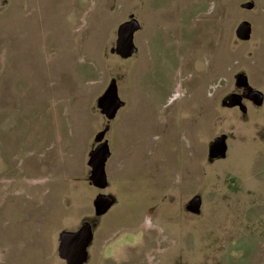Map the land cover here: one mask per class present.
I'll list each match as a JSON object with an SVG mask.
<instances>
[{
	"label": "rangeland",
	"instance_id": "rangeland-1",
	"mask_svg": "<svg viewBox=\"0 0 264 264\" xmlns=\"http://www.w3.org/2000/svg\"><path fill=\"white\" fill-rule=\"evenodd\" d=\"M234 2L0 0V264H65L59 237L83 223L84 264H264V108L220 105L235 69L264 58L234 44ZM130 15L138 51L121 59ZM112 79L123 105L108 120L97 100ZM103 141L100 190L87 163ZM99 194L113 199L101 216Z\"/></svg>",
	"mask_w": 264,
	"mask_h": 264
},
{
	"label": "water",
	"instance_id": "water-1",
	"mask_svg": "<svg viewBox=\"0 0 264 264\" xmlns=\"http://www.w3.org/2000/svg\"><path fill=\"white\" fill-rule=\"evenodd\" d=\"M139 29L138 22L131 18L118 26L116 41L111 52L121 59H127L136 53L133 43V34ZM123 103L118 97L116 81L112 79L105 92L97 100L100 113L108 120H112ZM225 137L216 138L209 145V158L224 157L226 153ZM109 157V149L106 141L100 142L89 154L88 166L90 167V184L97 189H105L107 186L105 163ZM113 204L110 196L99 194L93 201L95 214H105ZM192 212L198 211V201L192 200L189 204ZM92 239L91 226L83 223L74 232H63L59 237L58 255L65 264H84L87 259V248Z\"/></svg>",
	"mask_w": 264,
	"mask_h": 264
},
{
	"label": "flooded vegetation",
	"instance_id": "flooded-vegetation-1",
	"mask_svg": "<svg viewBox=\"0 0 264 264\" xmlns=\"http://www.w3.org/2000/svg\"><path fill=\"white\" fill-rule=\"evenodd\" d=\"M234 1L232 11H234L235 16L233 29L231 30L234 44H244L251 41L253 45L250 46L251 51L246 53V57L250 59L253 52L256 53L260 47L262 48L260 54L263 53L264 57V43L258 42V39H253L254 24L252 19L254 11L257 10L258 14L255 13L254 15L257 17V15L264 13V8L259 7L257 0ZM258 1L260 3L262 0ZM228 42L231 43V39ZM247 61L248 65L239 67L233 72L231 76L232 88L220 102L224 109L234 110L243 118H246L249 114L251 115L254 110L264 108V58L257 61ZM235 65H238V62ZM97 145L98 143L95 147ZM212 160H216V158ZM146 223L150 226L152 225L148 217Z\"/></svg>",
	"mask_w": 264,
	"mask_h": 264
},
{
	"label": "crops",
	"instance_id": "crops-1",
	"mask_svg": "<svg viewBox=\"0 0 264 264\" xmlns=\"http://www.w3.org/2000/svg\"><path fill=\"white\" fill-rule=\"evenodd\" d=\"M130 18H133V19H134V17H133L132 15H130L126 21H128ZM135 20H136V19H135ZM126 21H124V22H126ZM136 21H137V20H136ZM124 22H122V23H124ZM137 22H138V21H137ZM122 23H120L119 25H121ZM119 25H118V26H119ZM139 29H140V27H139ZM139 29H138L137 31H139ZM137 31H136V32H137ZM116 32H117V29H116ZM136 32H135V33H136ZM135 33H134V34H135ZM134 34H133V43H134ZM115 41H116V39H115ZM115 41H114V44H115ZM134 45H135V44H134ZM135 47H136V45H135ZM111 49H112V48H111ZM111 49H110V52H111ZM136 49H137V47H136ZM137 51H138V49H137ZM137 51H136V53H137ZM136 53H135V54H136ZM111 54H114V53L111 52ZM131 57H132V56H131ZM129 58H130V57H129ZM127 59H128V58H127Z\"/></svg>",
	"mask_w": 264,
	"mask_h": 264
}]
</instances>
